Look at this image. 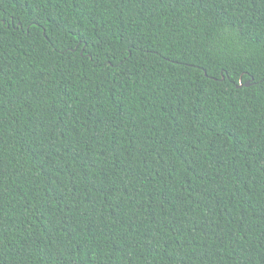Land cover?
I'll use <instances>...</instances> for the list:
<instances>
[{
    "label": "trees",
    "instance_id": "trees-1",
    "mask_svg": "<svg viewBox=\"0 0 264 264\" xmlns=\"http://www.w3.org/2000/svg\"><path fill=\"white\" fill-rule=\"evenodd\" d=\"M0 264H264V0H0Z\"/></svg>",
    "mask_w": 264,
    "mask_h": 264
}]
</instances>
